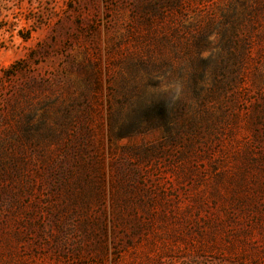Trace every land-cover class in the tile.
Returning a JSON list of instances; mask_svg holds the SVG:
<instances>
[{"label": "rangeland", "instance_id": "374dc122", "mask_svg": "<svg viewBox=\"0 0 264 264\" xmlns=\"http://www.w3.org/2000/svg\"><path fill=\"white\" fill-rule=\"evenodd\" d=\"M232 217L264 218V0H0V264L263 252Z\"/></svg>", "mask_w": 264, "mask_h": 264}, {"label": "trees", "instance_id": "16d2710c", "mask_svg": "<svg viewBox=\"0 0 264 264\" xmlns=\"http://www.w3.org/2000/svg\"><path fill=\"white\" fill-rule=\"evenodd\" d=\"M213 60V59H212ZM215 62V61H214ZM246 225L245 228L247 229H241L238 231H233L226 233L227 238L224 240L225 243H227L228 246L224 247V250L226 252H229L230 254H234L238 248L245 251L246 245L250 242L249 237L251 235V230L254 227L257 226H264V218L263 217H245V218H239V217H232L229 218L227 221L221 223V227H233L238 225ZM256 252L251 258L247 255H235L236 259L234 264H264V251ZM233 264V263H232Z\"/></svg>", "mask_w": 264, "mask_h": 264}]
</instances>
